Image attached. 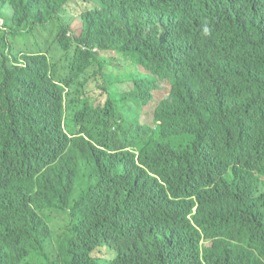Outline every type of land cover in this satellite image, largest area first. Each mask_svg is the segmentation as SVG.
<instances>
[{"label":"trees","instance_id":"1","mask_svg":"<svg viewBox=\"0 0 264 264\" xmlns=\"http://www.w3.org/2000/svg\"><path fill=\"white\" fill-rule=\"evenodd\" d=\"M71 1L0 0V264H264V0Z\"/></svg>","mask_w":264,"mask_h":264},{"label":"rangeland","instance_id":"2","mask_svg":"<svg viewBox=\"0 0 264 264\" xmlns=\"http://www.w3.org/2000/svg\"><path fill=\"white\" fill-rule=\"evenodd\" d=\"M92 5V3L90 2V0H72L70 3H68V8L71 9V20H70V34L74 37L78 36L80 31H81V20H80V14L83 10L90 8ZM102 55L105 58H111L113 63V56H112V52H103ZM60 53L57 51H53L51 54V58L54 59V61H57L60 59ZM116 70L115 73H119V63H116ZM138 70L139 72H144V70L141 67H133L130 71H135ZM127 72V71H126ZM137 73V72H135ZM133 84L132 83H124L121 85V92L122 93H127L130 89H132ZM108 88H101L100 86H96V85H91L90 87V91L88 94V99L90 101H92V103L94 105H103L105 100H107L108 97ZM170 90V86H168L167 83H164L162 81L159 82V87L157 89H155L153 91L154 94V98L153 100L158 104L162 99H164ZM138 120L139 122H148V123H152L151 122V117H150V111L149 110H144L141 109L138 112ZM68 124H71V120H68ZM76 132V128L73 127L71 128L68 133H75ZM189 138L188 137H184L183 140L187 141ZM90 167V164H87L86 162H81L80 163V182L76 185V191H79L81 188H84L86 185V182L88 180V169ZM50 215V213H49ZM53 221L52 224L49 221V224L52 228L53 231V236L57 239V224L58 221L60 220V222L64 225V231L68 230V218L65 214H58V213H53ZM66 238V237H65ZM104 251V249H102V252ZM99 255H101L100 253H97Z\"/></svg>","mask_w":264,"mask_h":264},{"label":"clouds","instance_id":"3","mask_svg":"<svg viewBox=\"0 0 264 264\" xmlns=\"http://www.w3.org/2000/svg\"><path fill=\"white\" fill-rule=\"evenodd\" d=\"M0 22H1V19H0ZM92 107H93V108H98V107H99V108H103V105H94V104H93ZM139 110H140V109L134 108V109H133V112H132L134 118H136L138 122H139V120H138V112H139ZM69 119L71 120V124H70V125L68 124V120H69ZM64 127L66 128L67 132H68L71 128L75 127V126H74V123H73V116H72V117H66V118H64ZM75 128H76V127H75ZM184 137H188L189 139H188L187 141H184V140H183ZM184 137H183V138L176 137V138L169 139L168 144H170V145H172V146H175V147H176V146H187L189 143H191V142H193V141L195 140V136H194V135H189V134H187V135H185ZM70 153H71V150L68 149V150L65 152L64 156H69ZM81 162H86L87 164H90V167H89V169H88V180H87L86 185H85L84 188H81L79 191H76V189L73 190V192H72V201H76V200H78L79 195L81 194L82 191H84V190L86 189V187H87L88 184L91 182L92 177H93L94 164H93L91 161H89L88 157H86V158L80 160V161L78 162V165H80ZM79 173H80V171H79ZM261 187H262V189H264V183L261 185ZM196 210H197V207L194 208V212H196ZM62 213L65 214V215L67 216V218H68V226H69V228H70L71 223L77 221V217H76V218H72V217H71V212H70L69 210L66 211V212H65V211H62ZM201 244L203 245V247H209V246L212 245V242H210V241H205V240L203 239L202 242H201Z\"/></svg>","mask_w":264,"mask_h":264}]
</instances>
